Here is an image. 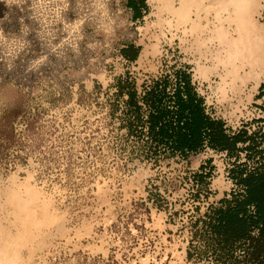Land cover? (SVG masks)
Segmentation results:
<instances>
[{
  "label": "rangeland",
  "instance_id": "1",
  "mask_svg": "<svg viewBox=\"0 0 264 264\" xmlns=\"http://www.w3.org/2000/svg\"><path fill=\"white\" fill-rule=\"evenodd\" d=\"M136 1L134 42L118 49L103 40L91 53L31 25L27 0H0V264H264L246 183L264 163V60L248 61L245 46L224 61V34L236 37L229 0H163L162 14ZM255 2L247 18L253 38L263 37L259 50L264 0ZM194 4L221 66L205 82L171 50V14L184 25ZM47 49L62 54L54 67H44ZM179 72L204 114L227 137L241 136L233 148L205 139L183 159L150 139L146 96L163 82L172 95ZM227 209H238L237 222H218Z\"/></svg>",
  "mask_w": 264,
  "mask_h": 264
},
{
  "label": "bare ground",
  "instance_id": "2",
  "mask_svg": "<svg viewBox=\"0 0 264 264\" xmlns=\"http://www.w3.org/2000/svg\"><path fill=\"white\" fill-rule=\"evenodd\" d=\"M255 1L229 0L228 6L232 7L229 15L236 19L234 28L236 37H231L227 32V34L223 33L225 35L223 43L226 45L223 55L225 62H231L234 57L239 55L240 49L245 46L251 47L248 48L247 53L244 51L242 54L243 56L249 55L248 61L252 58H255V62L260 58L264 60V51H262L264 47L259 50L252 47L256 46L263 37L260 35L261 37L254 36L255 39L253 38L252 34L256 29L251 20L247 18L254 10ZM27 6L31 25L40 21L43 24L44 33L49 39L79 41L78 51L83 41L85 50H91V53H96L97 45H102L100 42L103 40H118L120 42L118 49L127 47L134 42L135 30L132 23L136 16L135 9L139 6L136 0H27ZM243 8H245L244 11L241 10ZM83 43L82 45H84ZM261 51L262 53H260ZM71 52L75 53L73 49ZM61 55L59 52L49 53L47 49L43 56L44 67H54L51 57L57 61Z\"/></svg>",
  "mask_w": 264,
  "mask_h": 264
},
{
  "label": "trees",
  "instance_id": "3",
  "mask_svg": "<svg viewBox=\"0 0 264 264\" xmlns=\"http://www.w3.org/2000/svg\"><path fill=\"white\" fill-rule=\"evenodd\" d=\"M124 54L133 58L135 50L127 49ZM178 76L180 81L172 95L166 92V82H163L162 86L154 87L146 96L152 107L148 117L150 139L157 145L165 146L171 154H180L183 159L197 153L205 139L213 147L233 148L237 141L242 140L241 136L232 139L227 137L221 124L211 121L204 114L203 99L194 92L188 74L179 72ZM128 103L134 104L132 94L129 95ZM165 103H172V107H167ZM246 183L248 199L257 207L264 229V163L260 171L248 175ZM237 210L219 211L218 222L226 225L237 222Z\"/></svg>",
  "mask_w": 264,
  "mask_h": 264
},
{
  "label": "crops",
  "instance_id": "4",
  "mask_svg": "<svg viewBox=\"0 0 264 264\" xmlns=\"http://www.w3.org/2000/svg\"><path fill=\"white\" fill-rule=\"evenodd\" d=\"M162 1L163 0H155L154 2L149 3V0H146V3L149 9H154L157 7L161 8L160 12L162 14L164 12V10H162L161 7ZM151 4L153 5L151 6ZM194 5L195 6L192 5L191 7L192 15H190L189 19H187V22H185L184 25H182V22L181 23L177 22L176 17L173 16V14H171L172 21L170 22V25L171 26L173 25V27H170L169 29L171 31L170 35H173L172 37L173 41H171V43L172 45H174L173 47H171V50L176 49V53L182 57V61H183L182 67H186L187 69L189 68V71H191L190 76L193 77V80H200L205 82L206 81L205 79H208L210 78V76H212L211 73L212 70L209 67H221V66L218 63L219 61L217 57V53H218L217 50H215V53H211V51L209 53V50L212 46L213 48H217V46L210 42L211 41L210 39H213V37H211L210 34L207 31H205L204 28L205 21L203 19H201V21L198 20L196 16L197 4ZM155 10L156 9H154V11ZM157 20L158 18L156 16L154 32L158 30L159 31L162 30L161 28L162 25H159L158 27V24L156 23ZM145 23L146 20L143 24ZM143 30H144L143 35L144 33L150 32L149 30L148 31H145V29ZM163 30L167 31V26L163 27ZM157 42L159 43L158 46H163L166 44V41L165 39H163L162 36L161 38L158 39ZM168 45L169 47L171 46L170 42ZM239 63H240L239 61H236L232 65L234 67H239L238 66ZM218 70L219 69L217 68L215 72Z\"/></svg>",
  "mask_w": 264,
  "mask_h": 264
}]
</instances>
